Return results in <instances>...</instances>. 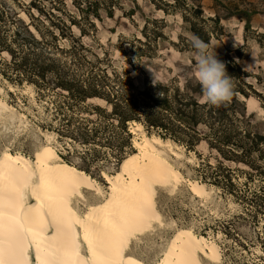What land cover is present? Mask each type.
Instances as JSON below:
<instances>
[{"label": "rangeland", "instance_id": "374dc122", "mask_svg": "<svg viewBox=\"0 0 264 264\" xmlns=\"http://www.w3.org/2000/svg\"><path fill=\"white\" fill-rule=\"evenodd\" d=\"M23 1L26 11L21 12L22 17L35 22L44 38L50 40L56 35L54 56L65 71L79 76L105 72L111 77H129L139 88L157 81L175 80L180 86L187 80L196 83L191 38L199 37L218 60L225 64L232 58L250 74L246 79L254 82L253 87L244 88L237 96L249 112L257 114L255 129L264 133V0H95L101 6L99 17L92 10H79L74 0ZM54 92L62 93L56 89L40 94L34 84L26 80L15 83L0 72V97L10 106L0 105V152L8 149L33 158L35 149L47 140L57 153L65 150L57 132L46 123V106L51 107ZM131 127L136 128L134 123ZM131 133L132 144L142 133L159 136L144 126ZM167 140L171 146H157L184 178L176 187H156L155 202L162 223H154L146 233L132 237L129 251L153 263L175 229L185 226L215 240L222 254L219 264H264V197L251 199L252 192L264 190V163L251 170L237 161L223 160L224 171L218 172L231 174L237 186L250 193L240 197L204 181L203 176L214 169L205 166L204 158L209 155L206 142L196 148L204 161L196 151ZM210 162L216 163L213 158ZM94 179L103 194L83 189L84 197L74 199L80 213L108 192L103 173L101 179ZM187 179L205 183L209 195L203 199L195 196Z\"/></svg>", "mask_w": 264, "mask_h": 264}, {"label": "trees", "instance_id": "16d2710c", "mask_svg": "<svg viewBox=\"0 0 264 264\" xmlns=\"http://www.w3.org/2000/svg\"><path fill=\"white\" fill-rule=\"evenodd\" d=\"M74 1L79 10H92L99 17L98 1ZM25 7L23 0H0V72L15 83L26 80L34 84L40 94L44 90L62 91L54 92L51 107L46 106V123L64 142L65 152H58L63 161L93 178L101 179L103 172L113 173L134 151L129 126L137 121L149 133L196 151L200 159L203 155L196 148L206 142L209 155L204 158L205 166L214 169L203 176L204 181L240 197L250 196L248 190L237 186L231 174L218 172L224 171V159L251 170L264 163V133L254 126L257 114L249 112L237 96L244 88H252L254 82L246 79L250 74L238 62L230 58L225 63L235 87L231 101L220 107L201 103L198 81L187 80L182 86L175 80L157 81L139 88L129 77H111L105 72L79 76L65 71L54 56L52 48L58 49L53 44L56 35L50 34V40L44 38L45 33L35 22L22 17ZM105 11L113 15L110 8ZM51 43L55 47L49 46ZM210 158L216 163L212 164ZM252 193L251 199L264 197V190Z\"/></svg>", "mask_w": 264, "mask_h": 264}, {"label": "bare ground", "instance_id": "6f19581e", "mask_svg": "<svg viewBox=\"0 0 264 264\" xmlns=\"http://www.w3.org/2000/svg\"><path fill=\"white\" fill-rule=\"evenodd\" d=\"M1 108H9L0 97ZM136 133L143 125L133 121ZM157 144L167 139L142 133L111 174L103 172L108 192L80 213L74 199L84 191L103 194L89 173L62 159L50 141L33 158L0 152V264H219L215 240L189 227H177L161 256L146 263L129 251L132 237L162 223L156 207L157 186L176 187L181 172ZM173 154L180 153L172 149ZM192 193L209 195L205 183L187 179Z\"/></svg>", "mask_w": 264, "mask_h": 264}, {"label": "clouds", "instance_id": "9594fccd", "mask_svg": "<svg viewBox=\"0 0 264 264\" xmlns=\"http://www.w3.org/2000/svg\"><path fill=\"white\" fill-rule=\"evenodd\" d=\"M191 45L195 50V78L203 94L201 103L215 107L227 104L232 99L235 85L225 64L208 51V45L199 37L193 36Z\"/></svg>", "mask_w": 264, "mask_h": 264}]
</instances>
